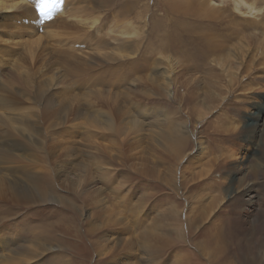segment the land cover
<instances>
[{
	"label": "rangeland",
	"instance_id": "rangeland-1",
	"mask_svg": "<svg viewBox=\"0 0 264 264\" xmlns=\"http://www.w3.org/2000/svg\"><path fill=\"white\" fill-rule=\"evenodd\" d=\"M38 1L0 0V21L10 25L0 33V85L16 83L23 94L3 88L9 106L0 115L10 124L26 114L36 121L45 152H33L34 163L52 151L46 166L64 171L59 192L73 200L68 223L54 202L22 206L4 220L7 234L18 231L24 245L52 231L48 245L57 249L27 244L34 250L26 264H74L84 246L89 264H245L250 247V260L260 257L264 0H62L64 8L57 3L47 19ZM217 21L223 30L210 36L224 46L216 58L180 47ZM88 166L102 175L87 176L83 187L79 169ZM247 183L256 189L254 207L244 195L231 197ZM82 190L99 194L85 203ZM188 217L196 223L187 225ZM221 227L218 247L205 248L209 232ZM175 229L183 238L170 233Z\"/></svg>",
	"mask_w": 264,
	"mask_h": 264
},
{
	"label": "bare ground",
	"instance_id": "bare-ground-1",
	"mask_svg": "<svg viewBox=\"0 0 264 264\" xmlns=\"http://www.w3.org/2000/svg\"><path fill=\"white\" fill-rule=\"evenodd\" d=\"M64 4H65V2L61 4L62 8H64ZM2 6H3V2H0V8ZM56 6H57V4H56ZM12 7H13V5L11 6V8ZM20 8L22 9L21 11H23V10H24V12L27 11V9H24L23 7H20ZM66 10L69 11L70 9H66ZM2 11H3V9H0V20L4 18L3 15L1 14ZM72 13H74V12H72ZM72 13H70V15ZM68 16H69V14H68ZM207 16H210V14L207 13ZM4 24H7L8 27H10V25L8 23H5V22L3 23L0 21V33L4 32V29L2 27V25H4ZM222 26H223V24L219 23L218 21L215 23H210L208 25V28H206L203 33H200L201 40H200V35H198V38L197 39L195 38V40H193L192 36H189V38L186 41H184L182 43L180 42V47L182 49H184L185 51H186V48L193 49V50L195 47L198 48V50L195 49L193 51L194 52L193 54H197L201 59H203L204 55H205V58L209 57V56L216 58L215 57L216 49L217 48L222 49L224 45L217 43V41L214 40V38H212L210 36V32L214 31V29L215 30H223V28H221ZM18 30L22 31V30H24V28L23 29L19 28ZM39 40H41V38H39L38 41ZM226 42H228V41H226ZM178 43H179V41H178ZM224 44H225V42H224ZM175 45H176V43H171V44H169V47L173 49V48H176ZM177 47H179V46H177ZM180 47H179V49H180ZM260 49L264 52V47H262ZM245 51H246L245 53H247V50H245ZM29 52L32 53L31 50H29ZM208 52H209V54H208ZM187 53L191 54V52H187ZM207 59H204V60L207 61ZM1 61H2V58L0 56V64H1ZM205 63L206 62L202 63V67L204 66ZM218 64L220 65V63H218ZM239 66L240 67L237 68V71H239L238 75H240L241 68H243V66H244L242 60L239 62ZM245 70L246 69L244 68L243 71H245ZM16 74H18V73H16ZM166 76H168V75H166ZM13 77L20 79V77L16 76V75H13ZM237 77H238L237 75L232 74L231 79L229 81L231 86L233 85L232 81L234 83V81L237 80ZM19 79H17V80H19ZM166 79H167V77H166ZM23 80L24 79H22V81ZM168 80H170V79H168ZM237 83L240 85V88H243L242 85L245 84V83H240V78L238 79L236 84ZM15 84L16 83L7 82V84H5L6 87H5V85H2V86L0 85V93L3 91L7 92V90L6 89L4 90L3 88L16 90ZM167 84L170 87L169 81L167 82ZM168 85H167V87H168ZM260 86H262L260 88L264 89V79H263L262 83H260ZM244 87H247V86H244ZM16 91L18 92L19 95L22 94V92L20 90L19 91L16 90ZM262 98H264V95L262 96ZM262 98H261V100H262ZM42 99H43L44 104H45L47 102V101H45V97H43ZM42 99H39V100L41 101ZM8 106H9V104H8L7 99H4L0 96V108H5ZM45 111H46V107H45ZM30 117L31 116L27 115V114L19 116L18 118L12 119L14 124H10L9 122L7 123L6 120H5V122L3 120H1V115H0V215L2 217V218H0V264H5V263L6 264H13L12 263L13 260H16L15 264H26L25 261H28L31 258V255H33V250H34V248L29 247L27 244L36 245L39 249H41L44 252H46V251L51 252L53 249H57L56 246L48 245L49 244L48 240L53 238L52 231L44 232L42 235L32 234L28 240V243H26L25 245L23 244L24 243L23 235H21L18 231L16 232L13 230L14 233L16 232L14 235L9 236L10 232H9V234H7L8 232L5 229L4 225L8 224V222L4 221V220H6L7 218H10L11 216L13 217L14 215H18V208L21 209L22 206L35 205V204H46L47 202H54L55 204H58V205H60V207H62V209L58 208L59 209L58 213L60 214V216L63 219L62 221L66 222V223H68L70 221V218L68 217L69 215L66 216L65 213L69 212V210L72 208L69 200H71L73 197L71 199H69V198H67V196L60 194V192H59L60 188H59L58 183L56 182L57 176H59V178H60L61 175L64 173V171L61 170L59 167L56 168L57 167L56 164H55L56 167H54L52 164L49 167L46 166V161L49 160V157H52V151L49 153V150H47V152L49 153V157H48V153L46 152V155L44 156V158L40 159V161H38V163H36V165L34 163L35 162V159H34L35 156L33 155V152H35L37 150H44V152H45V149H44V143L42 142V136L40 135V132H39L40 130L36 127V124H35L36 121L34 123V120L31 119ZM259 117H260L259 115H255L254 116L255 121ZM102 119H100V120H102ZM55 124L58 125V121ZM55 124H53V123L49 124V127H48L49 131H51L53 129ZM184 128L186 129V127H184ZM16 136H21V137L25 138L26 143L22 144V142L18 141L19 139H17ZM189 137H190V135H189ZM26 159L29 161L27 163H24V160L26 161ZM248 160L250 162V158H247V160H245V161H248ZM42 164L44 166L43 169L39 170V168H38V170H37L36 166H39ZM263 168H264V166H263ZM42 170H44V172H41ZM79 170H80L79 175L82 174L80 178L83 179L82 180L84 183L83 187H85V185L89 184V181H90L89 177L94 178L95 175L96 176L102 175L100 167L93 168V167L88 166V167H81ZM262 172H263L262 174L264 175V171H262ZM233 173H235V174H232V176H234L233 177V181H234L236 179V174H238V173H236L235 171ZM79 175H77V176H79ZM62 176H64V175H62ZM87 176H89V177L87 178ZM64 181H67L69 183L70 192L73 194L74 190H75V188H74L75 182L73 183L70 180V178H68V177H67V179L64 178ZM78 181H79V179H78ZM82 181H79V184H78L79 186H80V183L82 184ZM55 185L57 187H55ZM86 192L87 191H84V190L80 191V193L77 192V194L79 195V198L83 201L85 200L84 201L85 203H87V201H89L93 195L99 194V191H93V192H89V193L88 192L86 193ZM230 194H232V193H230ZM238 194L244 195L248 198V200L247 201L245 200V202H244L245 205H248L249 207H254V201L253 200L256 197V189L252 184L247 183L246 185H244L240 189L239 192H235L234 195L231 197H233V198L237 197ZM262 200L264 201V194H262ZM8 205H10V206H8ZM239 205H240V203H239ZM8 207H10V209ZM242 209H240V210H242ZM263 212H262V220L264 219V213ZM30 214H32V213H30ZM173 215L176 216V213H173ZM31 216H33V215H31ZM263 222H264V220H263ZM186 223H187V225L188 224L191 225L192 223H196V218L189 220V217H188V220L186 221ZM15 226H16V224H15ZM49 228H51V227H49ZM188 229H190V227H188ZM222 230H223V228L221 227L219 229L216 228L214 231H212V233L209 232V237L205 241H203L205 243L204 247L207 248V246H214V245L216 247H218L217 245L220 244V240L218 239V237L221 235ZM180 232H181V235L183 238L182 229H180L179 231L176 229L173 230V232L170 231L171 234L175 233V234H177V236H180ZM230 234H232L231 228H230ZM232 236H233V234H232ZM180 237H179V239H180ZM169 244H171V243L169 242ZM230 244H231V242H230ZM236 244L240 247L242 246L238 241L236 242ZM245 246L249 247V246H254V245H251L250 242L246 241ZM259 246L261 249L260 257L259 256L255 257V258L253 257L250 260L249 257L251 255L250 256L248 255V251H249V254H251V251H252V247H250L247 249L245 254H243V260H244L243 263H245V264H262L261 263L262 261H260V260L263 257L262 254H264V250H263L264 249V242H260ZM91 247H92V250L97 251V253H100V255H105L104 253H102V248H103L102 246H100V248H98V249L96 248V246H91ZM89 248H90V246H84L81 248V250L77 251L78 254L75 253L78 257L80 256L79 257L80 260L76 261L74 264H89L84 259L88 256ZM257 248H258V246H257ZM260 249L258 248L257 251L260 252ZM36 256H39V254H36ZM217 256L219 257L220 255H217ZM258 261H260V263ZM147 263H149V262L147 261ZM96 264H98V262Z\"/></svg>",
	"mask_w": 264,
	"mask_h": 264
},
{
	"label": "snow or ice",
	"instance_id": "snow-or-ice-1",
	"mask_svg": "<svg viewBox=\"0 0 264 264\" xmlns=\"http://www.w3.org/2000/svg\"><path fill=\"white\" fill-rule=\"evenodd\" d=\"M57 3H62V0H39L37 7L40 14L47 19L50 18L51 8L56 6Z\"/></svg>",
	"mask_w": 264,
	"mask_h": 264
}]
</instances>
